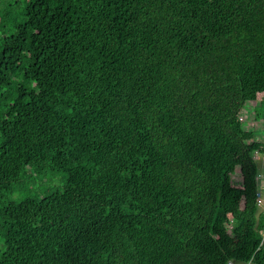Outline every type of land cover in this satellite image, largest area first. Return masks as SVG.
I'll return each instance as SVG.
<instances>
[{
  "label": "trees",
  "instance_id": "16d2710c",
  "mask_svg": "<svg viewBox=\"0 0 264 264\" xmlns=\"http://www.w3.org/2000/svg\"><path fill=\"white\" fill-rule=\"evenodd\" d=\"M263 92L264 0H0V264H264Z\"/></svg>",
  "mask_w": 264,
  "mask_h": 264
},
{
  "label": "rangeland",
  "instance_id": "374dc122",
  "mask_svg": "<svg viewBox=\"0 0 264 264\" xmlns=\"http://www.w3.org/2000/svg\"><path fill=\"white\" fill-rule=\"evenodd\" d=\"M264 102V92L258 95V98L253 103H248L244 109L240 113V117L242 118V123L246 128H250L254 131V136L256 140L264 141V113L261 109L260 103ZM259 112L258 117L253 118V113ZM255 163L258 170V193L261 204L259 203L258 212L262 210V206L264 205V154L256 153L254 156ZM238 161L236 160V163ZM237 172V169L233 168ZM65 179V174L61 171L57 170H46L44 173L35 176L33 182L27 184V188L37 190L40 189L43 192L47 190L59 189L63 185ZM239 179L236 174L235 180ZM22 196L20 192H16L8 198L18 199ZM239 264V263H233ZM247 264H255L253 262H248Z\"/></svg>",
  "mask_w": 264,
  "mask_h": 264
},
{
  "label": "built area",
  "instance_id": "2783aa9c",
  "mask_svg": "<svg viewBox=\"0 0 264 264\" xmlns=\"http://www.w3.org/2000/svg\"><path fill=\"white\" fill-rule=\"evenodd\" d=\"M258 202L261 204L260 199H258ZM228 264H232V262H228Z\"/></svg>",
  "mask_w": 264,
  "mask_h": 264
}]
</instances>
